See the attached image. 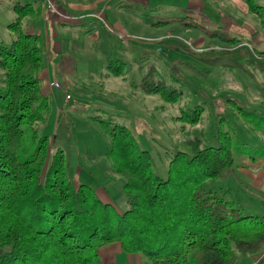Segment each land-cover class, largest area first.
Wrapping results in <instances>:
<instances>
[{
	"label": "rangeland",
	"instance_id": "374dc122",
	"mask_svg": "<svg viewBox=\"0 0 264 264\" xmlns=\"http://www.w3.org/2000/svg\"><path fill=\"white\" fill-rule=\"evenodd\" d=\"M15 1L0 0V42L5 45L14 38L8 25L16 17ZM25 1L41 10L45 4L49 14L59 13L52 0ZM255 2L264 7V0ZM76 5L81 10L69 11L67 3L60 4L67 16L48 22L47 34L52 44L59 42L60 50L56 53L54 49L51 61V48L44 43L43 68L38 75L44 100L49 103L48 115L39 123L40 133L51 138L52 157L57 152L64 156L65 173L73 185H91L102 200L119 209L126 207L124 199L120 203L124 198L122 179L111 171L105 156L109 135L104 125L109 118L132 130L163 179L176 152L191 155L188 144L194 138L202 140V145L217 146L218 128L242 148L253 151L264 142V73L231 56H198L237 47L213 34L219 28L244 40L250 48L264 43L260 19L247 10L244 0H108L98 13L82 1ZM39 28L38 18L27 15L22 20L21 29L40 35L43 43L45 30L41 34ZM66 59L74 61L75 73L70 77L64 74ZM150 64H154L157 78L178 92L176 101L132 87ZM114 67H120L121 73H112ZM4 88L0 71V90ZM193 110H199L197 122L184 120L186 114H194ZM24 135L26 149L20 159L33 152L31 133ZM249 149L240 155L234 153L235 165L229 175L207 181L206 189L220 195L224 190L225 198L242 214L261 216L264 160L251 159ZM127 257L118 255L117 263L128 264ZM141 257L143 264H150L145 255Z\"/></svg>",
	"mask_w": 264,
	"mask_h": 264
},
{
	"label": "trees",
	"instance_id": "16d2710c",
	"mask_svg": "<svg viewBox=\"0 0 264 264\" xmlns=\"http://www.w3.org/2000/svg\"><path fill=\"white\" fill-rule=\"evenodd\" d=\"M244 3L264 31V7L255 0ZM13 7L16 17L8 28L14 38L9 45L0 42L5 80L0 90V264H100L99 251L110 243H118L126 254L145 255L150 264H237L240 256L263 252L264 215H244L225 198L226 191L220 195L206 189L207 181L229 175L234 153L249 149L231 143L229 133L220 128L217 146L194 138L188 144L191 155L176 152L163 179L132 130L109 118L104 125L109 135L105 156L122 179L126 207L102 200L91 185H73L64 156L57 152L52 157L51 138L40 133L39 123L49 110L38 77L44 60L41 37L21 29L24 17L39 19L42 10L21 0ZM213 34L237 47L201 52L199 57L231 56L264 73V43L250 48L220 28ZM114 68L112 73H121L120 67ZM155 74L150 64L132 87L176 101L178 92ZM193 111L184 120L197 122L199 110ZM27 132L33 152L20 159ZM250 158L264 160V142Z\"/></svg>",
	"mask_w": 264,
	"mask_h": 264
},
{
	"label": "crops",
	"instance_id": "0c3cea01",
	"mask_svg": "<svg viewBox=\"0 0 264 264\" xmlns=\"http://www.w3.org/2000/svg\"><path fill=\"white\" fill-rule=\"evenodd\" d=\"M52 1H54L57 4L59 13L58 14L47 13V10L45 9V4H42V14H41V17L39 18V21H40V28H39L40 30L39 31H41V34H42V32H44V30H45V32H44V39L45 40H43L44 41L43 45L46 42V45L48 44V46L51 48L50 54L48 55V59H50V60L53 58L54 49H55L56 53H59L60 46H59V42H57V41H54L52 44V41L50 40V36H49V34H47L48 31L46 30L47 29L46 27L48 26V22L52 21L54 17L56 18V17H61V16H64V17L67 16V12L63 9H60L59 5L62 3H67L69 5V8H70L69 11H78V10H81V8L79 6H77L76 4H78L79 1H82V3H85L87 5V8L98 9V11H96V13H98V12H100L99 9H101L103 7L104 3L108 0H52ZM24 2H26V1L24 0ZM198 8H199V4H198ZM104 11L105 10H101V12H104ZM105 17H107V15ZM113 20L115 23H118V19L115 16L113 17ZM221 23H222V21H220L219 24H221ZM236 24H239V23L236 22ZM232 25L236 26L233 22H232ZM29 29H33V27H29ZM36 29H37V26H36ZM66 60L68 61L67 71L65 70L64 74H65V76L70 77V75L75 73L74 66H73L74 61L72 59H66ZM66 60L62 61L63 66H65ZM58 114H59V112H58ZM123 199H124L123 197L120 198V200H121L120 203H122ZM110 201H112V200H110ZM99 254H100V264H118L117 263V257H118V255L121 256V254H125L128 256L127 257L128 264H140V263L143 264V259L141 257V254L140 255L138 253L126 254L121 250V247L118 243H110V244L105 245L104 248L102 247L100 249ZM238 258L239 259L237 261V264H264V250H263V252H261L257 255H252L250 257L240 256Z\"/></svg>",
	"mask_w": 264,
	"mask_h": 264
},
{
	"label": "built area",
	"instance_id": "2783aa9c",
	"mask_svg": "<svg viewBox=\"0 0 264 264\" xmlns=\"http://www.w3.org/2000/svg\"><path fill=\"white\" fill-rule=\"evenodd\" d=\"M54 85H55V86H58L57 83H55ZM67 97H69V96H67Z\"/></svg>",
	"mask_w": 264,
	"mask_h": 264
}]
</instances>
